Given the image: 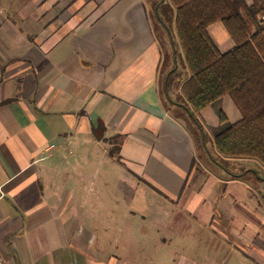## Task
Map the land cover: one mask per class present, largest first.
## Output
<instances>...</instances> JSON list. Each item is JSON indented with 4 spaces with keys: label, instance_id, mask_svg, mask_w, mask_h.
<instances>
[{
    "label": "crops",
    "instance_id": "obj_1",
    "mask_svg": "<svg viewBox=\"0 0 264 264\" xmlns=\"http://www.w3.org/2000/svg\"><path fill=\"white\" fill-rule=\"evenodd\" d=\"M208 33L233 47L221 23ZM162 63L148 0H0V264H119L104 255L115 196L141 220L156 200L163 230L191 216L187 230L219 241L203 244L209 264H264V168L213 146L218 110L240 112L228 96L202 110L198 152L164 106ZM175 68L182 103L189 72Z\"/></svg>",
    "mask_w": 264,
    "mask_h": 264
},
{
    "label": "trees",
    "instance_id": "obj_2",
    "mask_svg": "<svg viewBox=\"0 0 264 264\" xmlns=\"http://www.w3.org/2000/svg\"><path fill=\"white\" fill-rule=\"evenodd\" d=\"M148 1L163 51L165 108L186 123L197 151L207 154L198 115L228 96L241 119L229 123L218 110L215 152L219 159L255 160L264 168V0H164L158 7L161 0ZM216 23L224 26L234 44L225 52L208 33ZM178 49L189 72L179 87L182 103L169 95Z\"/></svg>",
    "mask_w": 264,
    "mask_h": 264
},
{
    "label": "rangeland",
    "instance_id": "obj_3",
    "mask_svg": "<svg viewBox=\"0 0 264 264\" xmlns=\"http://www.w3.org/2000/svg\"><path fill=\"white\" fill-rule=\"evenodd\" d=\"M164 40L167 41L165 38ZM178 50V62H184L183 54L180 49ZM182 73L184 75L188 73V70L185 69ZM206 140V146H208L207 136ZM206 158L203 156L204 160ZM83 161L85 162V158ZM86 169L88 174L90 168ZM104 169L105 166L101 167V172H105ZM104 184L102 181L98 182L100 187H103ZM66 186L73 190L74 183L68 182ZM104 187H108V193L111 191H109V184ZM117 199L115 196V198L103 200L107 202L106 205H109L107 208L103 205V208L109 209L110 212L117 210V214L109 224L111 229L108 231L113 238L111 242L114 246L104 249L106 257L114 256L120 262L119 264H209L205 261L204 256L206 253H214L215 247L211 248V245L204 247L203 244L208 238H199L200 232L196 229L187 230L190 227L189 223L198 225L191 216L185 215L189 220L188 225L182 224L177 227L178 225L172 222L168 229L163 230L155 222L156 216L151 210L156 207L154 205L156 200L148 198L143 200V206L147 207L148 214L144 215L145 217H142L141 220L139 215L124 216L125 205L120 199L118 202H114ZM208 242L214 245L219 243L215 237H211Z\"/></svg>",
    "mask_w": 264,
    "mask_h": 264
},
{
    "label": "water",
    "instance_id": "obj_4",
    "mask_svg": "<svg viewBox=\"0 0 264 264\" xmlns=\"http://www.w3.org/2000/svg\"><path fill=\"white\" fill-rule=\"evenodd\" d=\"M163 2V0L160 1V3L157 5V7Z\"/></svg>",
    "mask_w": 264,
    "mask_h": 264
}]
</instances>
